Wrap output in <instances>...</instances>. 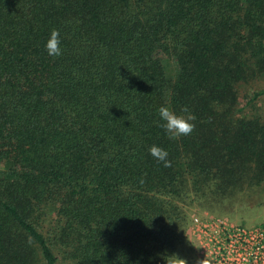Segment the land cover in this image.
<instances>
[{
	"label": "trees",
	"instance_id": "trees-1",
	"mask_svg": "<svg viewBox=\"0 0 264 264\" xmlns=\"http://www.w3.org/2000/svg\"><path fill=\"white\" fill-rule=\"evenodd\" d=\"M260 95L264 0H0V264H194L187 204L264 178Z\"/></svg>",
	"mask_w": 264,
	"mask_h": 264
},
{
	"label": "rangeland",
	"instance_id": "rangeland-1",
	"mask_svg": "<svg viewBox=\"0 0 264 264\" xmlns=\"http://www.w3.org/2000/svg\"><path fill=\"white\" fill-rule=\"evenodd\" d=\"M247 86L250 85H242L239 89L240 104L244 103L251 89V86ZM244 112L258 114L264 119V95L253 100L251 105H245ZM199 202L187 204L190 219L182 240L184 245L195 249L198 256L192 252L193 256L205 259L207 264H226L215 251L227 243V230L264 229V178L258 183L244 185L230 196ZM260 252L264 254V249Z\"/></svg>",
	"mask_w": 264,
	"mask_h": 264
},
{
	"label": "clouds",
	"instance_id": "clouds-1",
	"mask_svg": "<svg viewBox=\"0 0 264 264\" xmlns=\"http://www.w3.org/2000/svg\"><path fill=\"white\" fill-rule=\"evenodd\" d=\"M60 33L58 30H52L50 38L46 43V49L49 56L58 57L62 54ZM160 118L164 121L162 127L169 133L170 138H177L179 136L190 135L194 128L195 115L192 114L187 107L181 110L180 114L175 113L168 107H160L158 110ZM150 154L156 158L159 162H163L165 167H170L171 162L167 159L168 152L158 146H152L150 148ZM165 264H189V260L186 257L180 256L179 253H173L167 255ZM194 264H207L205 259L197 258Z\"/></svg>",
	"mask_w": 264,
	"mask_h": 264
},
{
	"label": "built area",
	"instance_id": "built-area-1",
	"mask_svg": "<svg viewBox=\"0 0 264 264\" xmlns=\"http://www.w3.org/2000/svg\"><path fill=\"white\" fill-rule=\"evenodd\" d=\"M264 229L234 228L227 230V243L215 253L226 264H264Z\"/></svg>",
	"mask_w": 264,
	"mask_h": 264
}]
</instances>
